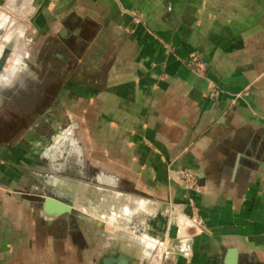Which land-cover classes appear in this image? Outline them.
I'll use <instances>...</instances> for the list:
<instances>
[{"label": "crops", "instance_id": "0c3cea01", "mask_svg": "<svg viewBox=\"0 0 264 264\" xmlns=\"http://www.w3.org/2000/svg\"><path fill=\"white\" fill-rule=\"evenodd\" d=\"M38 1L45 32L83 27L76 94L92 97L90 154L118 184H82L76 213L53 219L0 190V264H225L232 247L239 264H264V0ZM193 52L205 73L185 62ZM169 198L202 233H165Z\"/></svg>", "mask_w": 264, "mask_h": 264}, {"label": "water", "instance_id": "95a60500", "mask_svg": "<svg viewBox=\"0 0 264 264\" xmlns=\"http://www.w3.org/2000/svg\"><path fill=\"white\" fill-rule=\"evenodd\" d=\"M18 2L22 7L21 12L26 14V20L28 21V29L32 30L33 33L43 34V42L48 45L55 52V56L61 60L62 66H65L64 72L65 75H68V79L62 89V97L72 98L76 97L80 102L87 103L88 107L92 109V117L88 113L89 108L85 111L84 115L86 121H83L81 116L67 115L69 119V125L64 130L72 128L71 134L76 138V144H71L69 138L63 140L61 143L56 142L58 135L63 134L64 131H58L57 137L53 143L42 152H36V142L40 141L36 136H31V132H27L28 137L22 138L19 142H6L0 139V190L4 194L16 201L22 202H32L36 204L37 209L41 212L43 217L53 219L55 217H61L64 215L75 214L76 208L74 203L77 199V194L81 191L80 187L82 184H88L96 187V192L98 195L100 192L109 191L110 186H115L118 184V181H114L110 176L107 168L98 162H95L91 157V135L92 128L91 124L93 122V108L91 106V96H79L76 94V84L78 71L84 72V66H78V60L82 56L83 52L86 50L88 44L87 38L83 32V27L81 25H74L68 29L66 26H60L57 33L52 34L50 31L45 32L38 25L33 23V16L35 14V8L40 3L36 0H4ZM60 0H48L47 3L57 4ZM18 6L13 3L12 8L14 11ZM17 11V10H16ZM20 12V11H18ZM0 17H3L0 16ZM3 19V18H2ZM22 19V18H21ZM90 21V19L88 18ZM5 20H1V24ZM53 22V21H52ZM0 25V27H2ZM48 25V24H47ZM25 27V25H24ZM25 30V29H24ZM65 39H68L67 41ZM33 42V36L29 38L28 45L31 47ZM11 42H5L3 44L4 50L1 51L0 56V82L1 76L4 73H7V68H5L8 63L9 58L12 56V48L9 45ZM25 43L24 50L27 43ZM26 54V53H25ZM195 56H200L203 58L202 54L199 52H193L187 58L185 62H188L191 58ZM24 57V56H23ZM204 60V58H203ZM207 68V63L204 60V66L197 69V74L203 73ZM63 69V67H62ZM90 77V76H89ZM91 78V77H90ZM18 79V78H17ZM12 81V86L18 85L16 80ZM68 83V84H67ZM20 84V83H19ZM67 86V89H66ZM69 86V87H68ZM215 88L209 83L207 97L210 99V94L214 91ZM220 97L211 101H216ZM85 108V107H83ZM50 118V115L44 116V118ZM92 118V119H90ZM77 122L78 127H73V122ZM49 122V120H45ZM67 141L69 146L75 151L76 162L74 165L69 164V157L74 155L71 152H67L66 162L58 163V157L62 155L59 153L62 151L63 143ZM57 149V152L54 153V149ZM42 153L46 154L45 159L50 163L46 164L45 167H41V172L38 167L39 161L41 160ZM19 168L18 177L15 176L14 179L10 177L11 181H8V177L5 175L10 173L12 165ZM197 176L196 187L198 191L200 190V183L198 180V173L194 169H187ZM184 170H180V176H182ZM53 174V176H50ZM38 179V180H37ZM41 179V180H39ZM50 179V180H49ZM43 180V183H41ZM60 181H65L66 185H59ZM99 187V188H98ZM98 189H101L98 190ZM95 192V193H96ZM83 193V192H81ZM26 195L29 196L26 197ZM88 195L90 200H94L97 197L92 193V190H88ZM38 198V199H37ZM103 200V197L97 198ZM106 200V199H105ZM165 218H166V232H169L173 226L177 228V236L183 239L186 234L193 231L194 233H202V230L196 225L193 219L190 218V215L187 214L181 206L174 202L172 199L166 201L165 208ZM191 224L185 227L186 234L182 235L184 225H187L188 222ZM150 244H153L158 250L163 251L165 257L168 255L169 251L172 250V243L169 241L166 243L165 237L162 239H156L149 237ZM240 253L237 248L232 247L228 249L225 258V264H239ZM128 259L121 257H108L104 260L105 264H127Z\"/></svg>", "mask_w": 264, "mask_h": 264}, {"label": "rangeland", "instance_id": "374dc122", "mask_svg": "<svg viewBox=\"0 0 264 264\" xmlns=\"http://www.w3.org/2000/svg\"><path fill=\"white\" fill-rule=\"evenodd\" d=\"M13 3L18 5L15 6L17 11L12 8ZM17 3L0 0V16L3 15V17H0V25H2L1 20L6 21L0 27L1 51L4 50L3 44L5 42H14L12 56L5 66L7 73L1 76L2 81L0 82V139L9 143L19 142L23 140L22 138L28 137L27 132H31V136H36L40 140L36 142V152H42L53 143L58 131L63 132L68 127V114H72L75 119L76 116H81L83 121H86L87 118H85L84 112L89 107L87 103L80 102L76 97H62V89H64L68 79V75H65L62 71L65 70L66 72V68L62 66L61 60L55 56V52L43 42V34L33 33L32 30L28 29V21L23 20L26 19V14L21 12L22 6ZM32 36L33 42L29 47L28 40ZM17 41L27 43L25 50L17 47ZM200 59L204 63L203 58L200 57ZM190 60L187 62L188 66ZM189 67L198 69L197 67ZM8 74L9 76L6 77L5 75ZM15 79H17L16 83L18 85L12 86V81ZM88 111L90 117H92V109L89 108ZM48 115H50V118H44ZM45 120H49V122L47 123ZM73 127L77 128L75 121ZM70 130L72 128L64 131V133H68L69 136ZM64 133L58 135L56 138L57 143L65 140ZM75 139L71 134L69 141L72 142ZM64 142L62 151L59 152L62 155L58 157L56 162H66L67 152H71L74 155H71L67 162L74 165L76 162L75 151L67 141ZM53 152L56 153L57 149L55 148ZM45 156L47 155L42 153L40 164H38L40 172L46 164L50 163L45 159ZM50 176H53V174H50ZM41 183H43V180ZM59 185L65 186L66 183L60 181ZM84 194L86 195L82 199L90 200L85 198L88 191ZM26 197L29 198L28 195ZM75 205L78 206L77 199Z\"/></svg>", "mask_w": 264, "mask_h": 264}, {"label": "built area", "instance_id": "2783aa9c", "mask_svg": "<svg viewBox=\"0 0 264 264\" xmlns=\"http://www.w3.org/2000/svg\"><path fill=\"white\" fill-rule=\"evenodd\" d=\"M189 66H191L193 68L194 67L200 68V67L204 66V63L201 62V59L199 56H195V57L191 58V60L189 62ZM216 96H217V90L215 89L214 91L211 92L209 97H210V99H214V98H216ZM181 178H182L183 183H184L186 188H188V189L196 188L197 176L195 174H193L191 171L184 170Z\"/></svg>", "mask_w": 264, "mask_h": 264}, {"label": "bare ground", "instance_id": "6f19581e", "mask_svg": "<svg viewBox=\"0 0 264 264\" xmlns=\"http://www.w3.org/2000/svg\"><path fill=\"white\" fill-rule=\"evenodd\" d=\"M9 36H10V35H9ZM13 44H14V42H12L11 44H9V45L11 46L12 50H13V47H14ZM12 53H13V52H12ZM20 60H21V59H20ZM8 61H9V60H8ZM14 67H15V66H14ZM5 76H6V77L9 76V74H8V75H5ZM9 78H10V77H9ZM75 207H79V206H76V205H75ZM187 222H188V221H187ZM190 224H191V223L188 222L187 225H184V228H185V226L187 227V226L190 225Z\"/></svg>", "mask_w": 264, "mask_h": 264}, {"label": "flooded vegetation", "instance_id": "af4514ba", "mask_svg": "<svg viewBox=\"0 0 264 264\" xmlns=\"http://www.w3.org/2000/svg\"><path fill=\"white\" fill-rule=\"evenodd\" d=\"M195 64V63H194Z\"/></svg>", "mask_w": 264, "mask_h": 264}]
</instances>
